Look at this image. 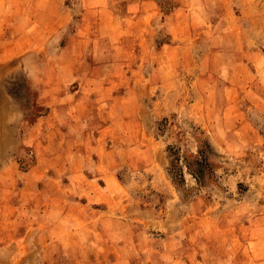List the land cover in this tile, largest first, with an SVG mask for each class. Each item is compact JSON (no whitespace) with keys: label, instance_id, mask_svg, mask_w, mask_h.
<instances>
[{"label":"rangeland","instance_id":"1","mask_svg":"<svg viewBox=\"0 0 264 264\" xmlns=\"http://www.w3.org/2000/svg\"><path fill=\"white\" fill-rule=\"evenodd\" d=\"M0 264H264V0H0Z\"/></svg>","mask_w":264,"mask_h":264},{"label":"trees","instance_id":"2","mask_svg":"<svg viewBox=\"0 0 264 264\" xmlns=\"http://www.w3.org/2000/svg\"><path fill=\"white\" fill-rule=\"evenodd\" d=\"M208 151L212 152V148L208 142H205L199 151V155L188 161L187 164L188 168L199 183H204L206 181L207 173L212 171ZM174 155H176L175 152ZM178 159H180V156L176 157V160Z\"/></svg>","mask_w":264,"mask_h":264},{"label":"crops","instance_id":"3","mask_svg":"<svg viewBox=\"0 0 264 264\" xmlns=\"http://www.w3.org/2000/svg\"><path fill=\"white\" fill-rule=\"evenodd\" d=\"M75 96H76V94H75ZM87 130H89L88 128H87ZM82 133H83V135L85 134V130L84 131H82ZM86 133H89V131L88 132H86Z\"/></svg>","mask_w":264,"mask_h":264}]
</instances>
